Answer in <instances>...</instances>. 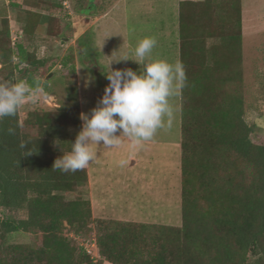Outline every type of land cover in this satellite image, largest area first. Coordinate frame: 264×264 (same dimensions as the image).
Here are the masks:
<instances>
[{"label": "trees", "instance_id": "obj_1", "mask_svg": "<svg viewBox=\"0 0 264 264\" xmlns=\"http://www.w3.org/2000/svg\"><path fill=\"white\" fill-rule=\"evenodd\" d=\"M240 5L179 4L180 61L187 76L181 90L182 225L95 220L90 201L67 199L88 184L87 170L52 168L58 155L71 150L67 127L80 123L78 103L29 114L26 126L35 134L24 131L18 109L0 119V264H264V144L252 139L254 128L245 120ZM60 25V17H50L47 34L60 36ZM29 33L26 27L24 36ZM216 37L221 43L207 48V39ZM18 40L2 19L0 81L21 75L49 92L48 81L37 77L48 60ZM92 224L97 257L65 234L68 228L88 236ZM18 233L39 242H10Z\"/></svg>", "mask_w": 264, "mask_h": 264}, {"label": "rangeland", "instance_id": "obj_2", "mask_svg": "<svg viewBox=\"0 0 264 264\" xmlns=\"http://www.w3.org/2000/svg\"><path fill=\"white\" fill-rule=\"evenodd\" d=\"M181 1L184 0H57L62 20L60 36L52 37L46 33V37H40L39 42L33 41L31 45L29 36L18 40L29 51L48 60L37 77L42 82L48 81L50 89L49 92L43 90L38 100H25L19 107L24 131L36 133V129L26 126L29 114L34 111H55L61 106L78 103L75 114L80 123L67 127L68 137L75 141L83 123L81 113L90 115L109 83L104 75L109 64L126 57L129 61L114 62L111 67L134 71L142 67L134 62L138 59L134 50L142 38L157 40L152 51L154 58L170 63L180 61ZM221 1L217 0V3ZM240 4L245 120L254 128L252 139L264 144V0H240ZM100 8H103L102 12ZM219 11L214 6V26H218ZM220 43L217 37L211 38L207 39L206 46L210 48ZM69 58L73 61L67 62ZM71 68L75 69L74 75L69 74ZM20 77L17 75L10 82L24 81ZM181 97L180 91L171 99L174 108L172 128L160 130L153 140L136 145L122 137L121 144L114 148L94 146L97 155L85 168L88 184L77 193L67 194V199L90 201L95 220L180 227ZM90 229L92 232L88 236L76 235L68 228L65 234L76 246L87 248L97 257L96 248L91 246L95 239L93 224ZM9 241L37 244L39 239L36 235L18 233Z\"/></svg>", "mask_w": 264, "mask_h": 264}, {"label": "clouds", "instance_id": "obj_3", "mask_svg": "<svg viewBox=\"0 0 264 264\" xmlns=\"http://www.w3.org/2000/svg\"><path fill=\"white\" fill-rule=\"evenodd\" d=\"M156 45L157 40L153 37L139 40L134 50L138 59L134 62L142 67L137 71L111 67L114 62L129 61L126 57L109 64L108 72L104 74L109 83L103 96L90 115L81 113L83 123L71 143V150L62 154L52 168L74 173L87 168L95 159L94 146L114 148L121 144L122 137L139 145L153 140L160 130L172 128L174 108L171 99L186 86L187 76L181 61L170 63L154 58L152 51ZM43 90L39 81L31 84L0 81V119L15 115L25 100H38ZM9 132L14 134L13 129Z\"/></svg>", "mask_w": 264, "mask_h": 264}, {"label": "crops", "instance_id": "obj_4", "mask_svg": "<svg viewBox=\"0 0 264 264\" xmlns=\"http://www.w3.org/2000/svg\"><path fill=\"white\" fill-rule=\"evenodd\" d=\"M58 9L57 0H0V25L2 19H8L11 36L19 39L23 38L24 29L29 28L31 45L47 36L49 18L60 17Z\"/></svg>", "mask_w": 264, "mask_h": 264}, {"label": "built area", "instance_id": "obj_5", "mask_svg": "<svg viewBox=\"0 0 264 264\" xmlns=\"http://www.w3.org/2000/svg\"><path fill=\"white\" fill-rule=\"evenodd\" d=\"M14 41H15V39H14ZM93 248H96V250H97V246H96V243H95V241L92 243V245H91ZM87 251H89V252H91L90 250H88L87 248H85ZM92 253V252H91Z\"/></svg>", "mask_w": 264, "mask_h": 264}]
</instances>
